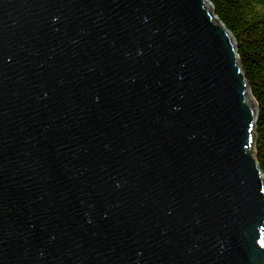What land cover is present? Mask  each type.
Wrapping results in <instances>:
<instances>
[{
    "label": "water",
    "instance_id": "obj_1",
    "mask_svg": "<svg viewBox=\"0 0 264 264\" xmlns=\"http://www.w3.org/2000/svg\"><path fill=\"white\" fill-rule=\"evenodd\" d=\"M251 100L208 0H0V264H264Z\"/></svg>",
    "mask_w": 264,
    "mask_h": 264
},
{
    "label": "trees",
    "instance_id": "obj_2",
    "mask_svg": "<svg viewBox=\"0 0 264 264\" xmlns=\"http://www.w3.org/2000/svg\"><path fill=\"white\" fill-rule=\"evenodd\" d=\"M216 19L231 33L256 109L251 151L264 184V0H208Z\"/></svg>",
    "mask_w": 264,
    "mask_h": 264
}]
</instances>
